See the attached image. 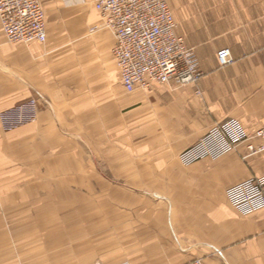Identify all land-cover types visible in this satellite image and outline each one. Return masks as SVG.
<instances>
[{"label":"crops","instance_id":"0c3cea01","mask_svg":"<svg viewBox=\"0 0 264 264\" xmlns=\"http://www.w3.org/2000/svg\"><path fill=\"white\" fill-rule=\"evenodd\" d=\"M38 1L44 44L0 22V109L38 104L34 124L0 128V264H264V209L226 196L264 153L183 160L215 124H264V0H166L203 78L132 93L112 32H90L94 0Z\"/></svg>","mask_w":264,"mask_h":264},{"label":"built area","instance_id":"2783aa9c","mask_svg":"<svg viewBox=\"0 0 264 264\" xmlns=\"http://www.w3.org/2000/svg\"><path fill=\"white\" fill-rule=\"evenodd\" d=\"M102 22L91 33L108 30L116 40L113 50L122 82L128 93L149 90L153 84L176 82L179 87L198 86L203 78L194 50L177 35V23L166 0H94ZM0 22L9 43H45V11L37 0H0ZM220 68L235 60L229 49L217 53ZM200 94V91H196ZM38 104L31 100L17 107L0 109V128L11 132L34 124ZM245 142L247 157L264 153V124L253 134L235 120L215 124L183 157L194 162L218 160ZM246 157V158H247ZM229 203L242 214L264 209V175H254L230 187ZM195 264H202L197 260Z\"/></svg>","mask_w":264,"mask_h":264},{"label":"rangeland","instance_id":"374dc122","mask_svg":"<svg viewBox=\"0 0 264 264\" xmlns=\"http://www.w3.org/2000/svg\"><path fill=\"white\" fill-rule=\"evenodd\" d=\"M38 1V0H37ZM226 49V48H225ZM193 50V49H192ZM32 125V124H31ZM248 132V131H247ZM248 133H250V132H248ZM250 134H253V133H250ZM242 144H244V143H242ZM245 144H246V146L248 145V144H250L249 142H245ZM247 148V147H246ZM247 154H248V151H247ZM256 156V155H255ZM247 155L244 157V159H248V158H250V157H247ZM253 157V156H252ZM219 160V159H218Z\"/></svg>","mask_w":264,"mask_h":264}]
</instances>
